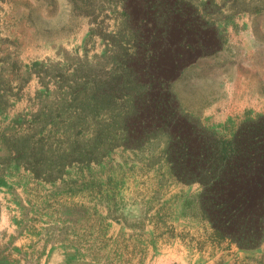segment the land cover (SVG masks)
Segmentation results:
<instances>
[{
    "label": "rangeland",
    "instance_id": "rangeland-1",
    "mask_svg": "<svg viewBox=\"0 0 264 264\" xmlns=\"http://www.w3.org/2000/svg\"><path fill=\"white\" fill-rule=\"evenodd\" d=\"M183 1L203 46L174 31L159 65L182 116L230 136L264 112V0ZM124 2L0 0V264H264V232L222 237L171 176L167 130L138 141L129 98L97 99L141 53Z\"/></svg>",
    "mask_w": 264,
    "mask_h": 264
},
{
    "label": "trees",
    "instance_id": "trees-1",
    "mask_svg": "<svg viewBox=\"0 0 264 264\" xmlns=\"http://www.w3.org/2000/svg\"><path fill=\"white\" fill-rule=\"evenodd\" d=\"M136 2L125 25L141 53L121 60L122 73L103 84L96 97L108 104L119 95L129 98L131 112L123 123L127 130L133 127L138 141L167 130L169 172L181 184L201 187L197 206L203 219L240 247H255L264 232V112L243 120L230 136L182 116L159 65L161 49L174 31L182 34L180 43L186 44L189 34L196 48L203 46L205 23L183 0ZM148 18L155 26L147 27ZM130 59L137 69L126 66Z\"/></svg>",
    "mask_w": 264,
    "mask_h": 264
}]
</instances>
